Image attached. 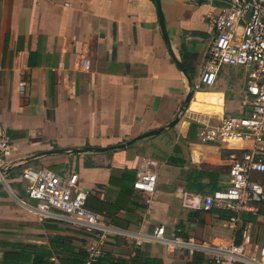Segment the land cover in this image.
<instances>
[{
  "label": "crops",
  "instance_id": "crops-1",
  "mask_svg": "<svg viewBox=\"0 0 264 264\" xmlns=\"http://www.w3.org/2000/svg\"><path fill=\"white\" fill-rule=\"evenodd\" d=\"M160 4L169 45L155 0H6L0 6V126L13 146L0 179V264H80L93 237L74 220L36 214L21 178L26 167L77 175V188L88 193L86 208L102 216L107 228L97 264H211L201 253L170 252L148 241L136 245L161 226L168 237L179 234L211 246L232 238L220 225L228 212L186 209L181 198L227 184L231 147L202 144L196 135L203 123L247 112L243 68L222 67L211 87L194 91L174 127L125 149L20 163L42 151L124 143L179 114L188 85L174 60L194 84L219 4ZM83 58L89 61L86 71L78 67ZM139 171L156 176L150 205L133 189ZM252 177L264 188V174ZM241 218L252 226V240L264 245V199L256 215Z\"/></svg>",
  "mask_w": 264,
  "mask_h": 264
},
{
  "label": "built area",
  "instance_id": "built-area-1",
  "mask_svg": "<svg viewBox=\"0 0 264 264\" xmlns=\"http://www.w3.org/2000/svg\"><path fill=\"white\" fill-rule=\"evenodd\" d=\"M4 1L0 0V6ZM208 2H217L219 9L213 23L214 37L193 84L194 91L211 87L222 67L243 68L247 71L245 104L248 110L240 115H225L216 124H202L196 135L198 142L232 149L228 156L227 184L204 196L183 194L181 204L191 210L228 212L220 225L232 233V238L211 246L179 234L168 237L161 226L145 240H135V243L137 246L144 241L158 243L167 251L185 250L190 256L201 253L211 264H264V245L252 240V226L241 220L244 214L256 215L264 199L262 184L252 177L255 173L264 174V0ZM78 67L88 70L89 61L83 58ZM26 86L24 80L19 82L21 95L26 92ZM12 152L7 129L0 126V160L5 164L0 169L8 167ZM155 177L153 172L139 171L133 183V189L143 195L147 205L151 204L155 192ZM21 178L40 218H68L93 233L85 246L86 258L82 264H95L102 254L107 228L102 216L86 208L88 193L77 188V175L26 167L21 170ZM0 179L3 180V175Z\"/></svg>",
  "mask_w": 264,
  "mask_h": 264
},
{
  "label": "water",
  "instance_id": "water-1",
  "mask_svg": "<svg viewBox=\"0 0 264 264\" xmlns=\"http://www.w3.org/2000/svg\"><path fill=\"white\" fill-rule=\"evenodd\" d=\"M155 4H156V10H157V14H158V21H159V26H160V30L163 36L164 41L166 42L167 45H169V38L165 29V23H164V18H163V14L161 11V4H160V0H155ZM176 66L178 67V69L182 72V74L185 76L186 80H187V85H188V92L185 96L184 102L179 110V114L169 123H167L166 125L145 132L143 134H140L130 140H127L124 143H120V144H116V145H111L108 147H84V148H75V149H54V150H48V151H42V152H37L32 154L31 156H28L26 158H23L20 160V163H28L31 160H34L38 157L44 156V155H50V154H56V153H85V152H95V153H99V152H107V151H113V150H122L125 149L129 146H131L132 144H134L135 142L146 138V137H151L157 134H160L162 132H164L166 129L172 128L174 127L180 120L181 115L184 113V111L186 110L192 96L194 93V88H193V82L192 79L190 78V76L187 74L183 64L180 61L174 60ZM5 170L0 169V176H2L4 174Z\"/></svg>",
  "mask_w": 264,
  "mask_h": 264
},
{
  "label": "trees",
  "instance_id": "trees-1",
  "mask_svg": "<svg viewBox=\"0 0 264 264\" xmlns=\"http://www.w3.org/2000/svg\"><path fill=\"white\" fill-rule=\"evenodd\" d=\"M101 256H102V254H101ZM101 256H100V257H101ZM100 257L97 259V262H98V260L100 259ZM85 258H86V251L84 250V253H83V261L85 260ZM78 261H79V260H78ZM83 261H82V262H78V263L82 264ZM97 262H96L95 264H97Z\"/></svg>",
  "mask_w": 264,
  "mask_h": 264
}]
</instances>
